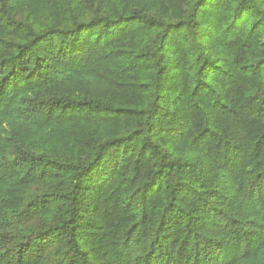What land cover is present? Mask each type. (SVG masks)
Returning a JSON list of instances; mask_svg holds the SVG:
<instances>
[{"label": "trees", "instance_id": "obj_1", "mask_svg": "<svg viewBox=\"0 0 264 264\" xmlns=\"http://www.w3.org/2000/svg\"><path fill=\"white\" fill-rule=\"evenodd\" d=\"M0 264H264V0H0Z\"/></svg>", "mask_w": 264, "mask_h": 264}]
</instances>
